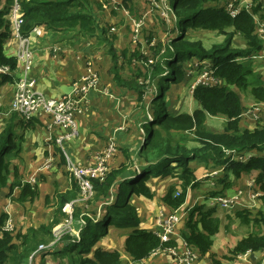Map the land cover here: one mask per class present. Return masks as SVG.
<instances>
[{
  "label": "trees",
  "instance_id": "16d2710c",
  "mask_svg": "<svg viewBox=\"0 0 264 264\" xmlns=\"http://www.w3.org/2000/svg\"><path fill=\"white\" fill-rule=\"evenodd\" d=\"M107 0H17L22 14L23 22L20 32L27 36L34 26H44L52 30L78 29L81 34L95 37L100 44H108V53L111 54L113 66L110 72L115 82L123 87L132 89L138 97V102H143V95L149 84L156 87L152 94V117L142 125L146 132V140L140 144L138 156L148 164L142 167L139 173L131 177L124 176L116 185L122 174L127 172L129 163H122L117 168H112L100 180L92 178L94 196L91 203L101 197H106L108 192L117 186L115 200L106 206L105 219L117 227L132 228L133 231L126 237L124 249L132 261H141L147 258L159 247H175V240L161 241L159 236L147 229L138 228L139 216L135 206L129 203V195L145 196L152 198L153 193L146 181L150 176L172 175L180 169L179 188L170 186L161 202L169 209L175 210L182 206L187 198L188 189L200 185L199 180L189 166L193 160H198L206 166L223 169V174L218 178L222 191L229 190L241 175L257 171L254 185L259 190L258 200L264 207V121L256 119L252 128L240 124L245 107L238 92L233 89L246 91L255 103H264V83L255 76L250 66L237 60L262 49L264 42L255 31V14L264 19L261 2H255L252 12L241 11L236 16L229 15L218 5L220 0H171V9L175 16L174 36L167 37L162 43H153L156 34L151 32L146 42L153 51V58H148L138 50H134L128 57V63L136 59L145 65V71L136 72L132 79L123 78L117 69L118 55L113 46L115 34L110 32L113 26L101 25L99 16L94 10L105 7ZM14 0H4L0 8V65L9 66L15 70L16 57L5 53L7 39L11 35L8 13ZM131 9V7H129ZM215 31L224 36L222 42L214 43L206 48L201 40H191L186 36V27ZM238 34L244 41V47L233 44V37ZM121 54L126 57V50ZM208 61L211 76L221 83H200L195 85L192 97L198 102L199 107L190 113L172 114L168 110L165 92L171 84L182 83L185 78L184 63L191 58ZM137 77H142L139 81ZM13 76L5 74L0 80V86L11 83ZM144 81H147L144 82ZM222 116L225 123L222 131L216 132L206 126L208 117ZM38 119L31 117L22 119L17 113L12 112L4 127L0 129V195L2 189L9 187L8 195L15 186H21L18 202L34 201L38 196L36 184L30 182H10L13 175L17 180V170L12 159L21 152L22 132L18 133L16 125L32 129L37 125ZM190 134L192 135L190 137ZM192 141L193 144H189ZM245 152H255L244 158ZM130 159L129 154H126ZM175 165H172V163ZM71 180L70 189L61 192L55 189L54 198L58 215L67 217L64 207L78 197L79 189ZM131 186L129 185L130 182ZM254 186V187H255ZM222 194L220 190L206 193V197ZM125 195L126 200L123 199ZM227 195V194H223ZM49 198H46L48 201ZM75 207V206H74ZM216 206L206 207L204 203H195L187 209L185 230L181 232L184 242L196 250L198 255L209 253L214 264H221L216 256L210 253L213 236L220 229V218L216 214ZM225 209V208H224ZM240 222L249 224L254 221L264 224V214L258 212L254 218L251 208L234 206L231 209ZM253 216V217H251ZM56 218V217H55ZM58 219V218H57ZM54 219L49 224H40L29 227L25 233L20 231L4 230L8 214L0 213V264H29L31 257L38 251H46L54 255H64L69 261L78 264H120V254L116 250H105L100 247L92 249L100 235L102 222H95L94 217L73 208L71 215V230H65L62 236L49 248L38 250L40 244H48L54 239L53 228L57 224ZM75 231L78 234L75 235ZM63 244L60 250L57 244ZM264 250V230L250 231L242 236L229 250L223 259L231 260L237 255L246 252ZM89 254H91L89 256ZM77 255V256H75Z\"/></svg>",
  "mask_w": 264,
  "mask_h": 264
},
{
  "label": "crops",
  "instance_id": "0c3cea01",
  "mask_svg": "<svg viewBox=\"0 0 264 264\" xmlns=\"http://www.w3.org/2000/svg\"><path fill=\"white\" fill-rule=\"evenodd\" d=\"M94 1H98V0H94ZM170 6H171V0H170ZM129 7H131V9ZM119 8H120V4H118V9ZM135 8L136 7H133V5L130 3H123L122 5V11L126 16L129 17V24L131 26L136 24L137 21H140V18L136 16ZM94 10L99 16L98 18L101 21L100 24L108 26L107 25L108 23L102 19L101 13L103 12L107 14V11L109 12L113 11L109 3L106 2L105 7L101 11L98 10L94 5ZM130 15H132L134 18L131 17ZM113 27L115 29L113 32L115 34L113 45L116 46L118 42H121V40L125 39V36L123 37V34H121V32L118 30V28L115 25ZM39 28L41 30L40 36L37 39L30 38V42L34 45L33 65L30 71V75L34 76V78L36 79L37 81L36 89L38 91L48 96L61 95L62 94L61 86H72V83L74 81L80 79L87 73L88 62L92 64V70L98 76L97 89L91 90L89 94L86 96V100L84 102V112H82L76 118L78 133L72 140H70L65 145L66 154L59 147L55 146L51 142L48 143L47 145H43L41 143L36 144L34 147H32L31 152L25 153V155H23L22 157H19V155L16 157V158L19 157L18 163H22V166L26 168L29 167L28 169H31V174L28 176L29 182L33 184L36 183L37 188L39 187V183H40L39 182L40 179L36 180L35 177L37 173L38 174L44 173L40 177L46 178V180H51L52 184L50 183L48 188L42 187L40 183V187L38 188V193L41 188L42 189L44 188L47 191L49 190L51 192L49 194L51 195L49 200L51 201L50 208L53 212L50 213V215L52 217L58 218L59 222H57V224L55 225L57 227V226H61L60 224H62L64 220L66 222L68 219V215H66L67 217L65 218V214L64 215L55 214L56 205L54 203L55 201L53 200L56 187L61 192H65L71 187V180L69 178V174L66 170V165H65L66 155L72 160H76L83 165H91L94 163L95 155L105 150L109 142L113 141L115 143V151L108 160L109 170L112 168H117L122 163L123 164L129 163L127 172L120 176L116 185L119 183V181H121V179L124 178V176H126L127 178L131 177L135 173H139L142 167L148 164L142 157L138 156V151L140 144L146 140V132L144 131L142 125L145 124L147 120L152 117V108H151L152 98L149 100L143 99V102L140 105V103L138 102L137 94L132 89H128L127 87L120 86L115 82V80L113 79V74L110 72L113 66V63L110 60V55L104 50L105 46L103 44L98 43L95 37H90L81 34L78 31V29L52 30L44 26H39ZM15 42L16 40L12 38V36L10 35L4 47L5 53L7 55H11L10 53L13 51V49L16 48ZM127 49L128 48H124L123 50L127 51ZM237 60L241 62L249 61L243 59V57H238ZM262 60H256L253 62H257V61L262 62ZM205 61H200L195 57L186 61L184 63L185 78L187 73H193L194 69L197 68L198 65L202 66L203 63H205ZM207 65L210 64L208 63ZM121 76L125 79H128L127 78L128 76L126 74H122ZM185 78L183 82H185ZM182 83L171 84V85H180ZM5 89H6L5 84L1 85L0 94ZM8 95L9 97H11L10 93ZM192 100L199 107L198 102L195 101L193 97ZM166 101L169 102L168 100ZM255 104L259 105V103H255ZM195 109L188 111L187 113L191 114ZM168 110L172 114L176 113L175 110L170 109V104H168ZM242 118L240 121L241 126L248 128H252L254 126V122H252L251 125L242 124ZM37 119H38L37 125L32 129H29L31 132L35 128L36 130H38L39 127H44L47 129L45 135L48 136L50 133H53L52 130L51 131L48 130V126L46 123H48L49 120L47 116H43L41 119L40 118ZM261 120L262 122L264 121V119ZM191 136L192 135L190 134V137ZM44 140L46 139L44 138ZM189 144L192 145L193 142L190 141ZM126 154H129L130 159L127 158ZM250 154L251 155L255 154V152H250ZM262 154H264V152ZM172 165H175V163L173 162ZM189 166L193 168H197L199 171H201V173L203 172L202 170H205L206 168H209L211 170L214 169L215 173L208 174V176H206L207 177L206 180L209 178L215 180V182L219 184L218 178L220 176L218 175L223 174V169L221 167L212 168L213 167L212 164L206 166L204 163H201L198 160L191 161L189 163ZM50 168L54 170L58 169V171L50 172L49 170ZM16 170H17V178H20L19 169L17 168V166H16ZM178 173H180V169H177V171L174 172L172 175L150 176L146 181V184L153 193L152 198H147L142 195L140 196H136L134 194L129 195L128 197L129 203L135 206L137 210V214L139 216L140 221L138 228L151 230L155 233L157 232L158 228L155 223V217L157 216L159 209L161 208V210L162 209L171 210L161 202L160 198L162 195H164V193L167 191V189L170 186L172 185H176V187L179 186L180 179L178 177ZM255 173L257 174V171H255ZM246 175L248 174L241 175L239 179L243 180V178ZM14 178L16 177L13 176V180ZM14 181L23 183L21 180L20 181L14 180ZM116 185L112 187V189L108 192L106 197H101L87 204L85 203L83 204V202H76L74 204L75 207L73 206V208L75 209L79 208L81 209V211L91 214L94 217L95 222H99V221L102 222L99 228L100 235L96 239L92 249L100 247L105 250L118 251L121 260L120 264L170 263L171 257L163 253L149 255L147 258L141 261H132L131 257L124 249V244L126 237L133 231V229L111 225L108 222L106 223V219H105L106 206L109 203H112L116 197L115 196L117 192ZM5 188H8L9 191L8 186ZM16 188H19V193L16 194L14 197L13 191ZM21 190H22L21 186L19 185L15 186L11 193V196H9L8 194L7 196L11 197L12 200L16 201V198L20 195ZM213 190H217V189H213ZM190 191L192 192V189H188L187 195H189ZM223 192H225V190L222 191L221 193ZM213 197L214 196L206 197L204 193L202 196L195 197L196 198L195 201L197 203L199 198L202 199L200 203H207L208 201L210 202V199ZM187 200L188 198H186L184 204H186ZM27 202H31V201H25L23 203H27ZM217 205H218L217 206L218 209H216L217 210L216 214L220 218V229L218 233H216L213 236V244L211 246L210 253L214 254L216 258L220 260L221 264H260L262 251L246 252L244 254L233 257L231 260L220 258L221 255L223 256L228 255L229 250L232 249L235 246L236 242L242 236L246 235L248 232L250 231L256 232V231L264 230V224L263 223L257 224L254 221H251L249 224H243L240 222V219L232 213V211H226L224 208L222 207L220 208L219 204ZM65 207H64V213H65ZM189 207L190 206H187V208H185V210L182 211V216L178 220L175 226V232L172 236V239L175 240L176 247L179 251H181L185 247L184 240L181 238V232L185 230V219L187 217V209ZM253 216L255 218V216L257 215L254 214ZM225 217L227 218V220L224 222ZM40 224L34 225V227H37ZM28 228H26V230ZM26 230L20 232L25 233ZM62 246L63 244L59 243L57 244L56 249L60 250ZM90 255L91 254H89V256ZM48 256H51L52 259L53 258L57 259L58 260L57 264H60L62 258L58 259L57 256L62 257L64 255L62 256L54 255L46 252L45 250L38 251L35 252V254L31 257V262H29V264H49L46 260L52 261V259H48ZM72 264H78V262L75 261L74 263L72 262ZM193 264H214V263L210 259L208 253L205 255H199L193 261Z\"/></svg>",
  "mask_w": 264,
  "mask_h": 264
},
{
  "label": "rangeland",
  "instance_id": "374dc122",
  "mask_svg": "<svg viewBox=\"0 0 264 264\" xmlns=\"http://www.w3.org/2000/svg\"><path fill=\"white\" fill-rule=\"evenodd\" d=\"M94 1V0H92ZM257 2L262 3L263 11H264V0H256ZM118 4H120V8L118 9V5H115L112 7V12L107 11V14L101 13V17L104 21H106L108 26L115 25L118 30L123 34V37L125 36L124 40H121V42H118L116 46H114V50L116 54L118 55V65L117 69L119 74H126L129 79H132L136 77L137 70L140 72L145 71V65H143L141 62L137 61L136 59H132L131 63H128V57L132 58L131 53L134 50H138L139 52L147 56L148 58H153V51L150 50L149 45L146 42V38L149 36L151 32H154L156 34V37H154L153 43H162L167 37L174 36L176 34L175 32V16L173 15L171 6H170V0H118ZM123 3H130L133 5V7H136V16L140 18L141 25L138 28V32L136 31V24L130 25L129 24V17L126 16L122 11V5ZM133 17L132 15H130ZM255 17L258 16V19H261L258 14L254 15ZM134 18V17H133ZM256 27V25H255ZM114 28V27H113ZM115 30V29H114ZM111 32V31H110ZM114 32V31H113ZM112 32V33H113ZM186 36L189 37L191 40H201L203 45L206 48H209L214 43L222 42L224 39V36L221 34L216 33L215 31H209V30H203L199 28H193V27H186ZM114 44V42H113ZM233 44L237 47H244V41L241 38L240 35L236 34L233 37ZM105 46V51L108 53L109 45L103 44ZM124 48H128L126 51V57H124L121 54V51H123ZM109 54V53H108ZM110 55V60L113 63L112 56ZM207 61L203 63L202 66H199L194 69L193 73H187L185 82H183L180 85H170L169 89L166 92L165 99L168 100V104H170V109L175 110V114L178 113H186L188 111H191L195 108H197V104L192 100V84L197 81L198 84H200L202 81H199L200 76L208 70L209 65H207ZM245 65H248L252 68L253 73L256 77L259 78V80L264 83V60L253 62L251 60L245 61ZM191 66V65H190ZM92 67V64H91ZM121 67V68H120ZM185 69V67H184ZM189 69V68H188ZM139 81L142 80V77H137ZM147 83V81H144ZM197 85V84H196ZM149 87L146 88V92L143 95V99H151L152 94L155 93L156 87L154 85H148ZM5 90H3L0 94V129L5 126L6 121L8 120V117L12 113L9 109V102L11 96L13 87L11 84L6 83L5 84ZM235 89L245 107L244 114L242 115V124H248L251 125L252 122H254L256 119H264V103L259 105L255 104L253 102V99L251 100V95L249 92V88L246 91H241L239 89H236L235 87H232ZM248 122V123H246ZM225 123V118L222 116H212L208 117L206 121V126L208 129L219 132L222 131ZM17 132H22V138H21V152L19 153V157H22L25 155V153L31 152L32 147H34L36 144H43L47 145L48 143H51L50 140H44L46 139L47 135H45V132H47V129L44 127H39L38 130L36 128L31 132L28 128H22L19 124V128L16 125ZM250 154L245 152L244 158H248ZM18 158L12 159L13 165L16 169H19L20 178H17L18 181H28V176L31 174V169H28L27 167L22 166V163H18ZM25 161V159H24ZM30 164V163H29ZM24 167V168H23ZM193 172L196 176V179L199 180L200 185L196 187L195 189H192V192L190 191L189 195H187L188 200L186 204L182 206V210H185L187 206H191L194 203H196L197 196H202L204 193H208L212 191L213 189L220 190L222 192V186L221 184H217L215 180L207 179L206 176L208 174H214V169L206 168L205 170H202L203 172L199 171L197 168H193ZM50 172H57L58 169L54 170L52 168L49 169ZM177 171V170H175ZM199 171V172H198ZM44 174V173H42ZM42 174H36V180L40 179V183L42 187L48 188L51 180H46V178L40 177ZM255 171L251 174L246 175L243 180H237L235 183H233L229 190H225L222 194H230L233 195L237 192H241L244 204L251 205L254 204V207H251V211L253 214L257 215V213L260 211L264 214V207L261 205L260 201L258 200L254 201L252 200V188H255L253 186V181L255 178ZM46 176V175H44ZM218 176H221L219 174ZM16 178H14L15 180ZM44 179V180H43ZM13 181V176L10 177V182ZM133 180L130 182V186ZM214 184H213V183ZM39 183V187H40ZM36 184V183H34ZM52 186V185H51ZM38 187V188H39ZM212 188V189H211ZM42 189V188H41ZM39 191V194L37 198L34 199L32 202L27 203H19L15 200H12L11 197L7 196L8 188H4L3 192L1 194L0 198V213L1 212H7L8 213V220L10 221L11 230L15 233L17 231L23 232L26 230V228L38 225L40 223L42 224H49L54 219H57L55 217H52L50 213L53 211L51 210V201H46V197L50 198L51 195H49L51 192L46 189H42ZM194 190V191H193ZM216 191V190H215ZM14 197L16 194L19 193V188H16L14 191ZM41 192V193H40ZM124 200H126L125 195L122 196ZM202 199L198 198L197 203H200ZM85 201L83 202V204ZM88 203V202H87ZM85 203V204H87ZM206 207L216 206L217 204L207 202L204 203ZM221 208V206H219ZM218 209V208H217ZM55 211V209H54ZM161 211V208L159 209ZM217 212V211H216ZM58 215V213H55ZM221 214V213H220ZM55 216V215H54ZM233 216V215H231ZM227 220L225 217L224 222ZM57 222L59 220L57 219ZM65 220L60 224L62 227H65ZM231 224V223H230ZM56 227V226H55ZM54 227V228H55ZM58 227V226H57ZM6 228H9L8 225H6ZM54 230V229H53ZM238 230V229H236ZM228 237V236H227ZM228 253V252H227ZM229 254V253H228ZM223 255L220 256L221 259ZM58 259L62 258V261L60 264H72L71 261L65 256H57ZM48 259H52L51 256H48ZM49 264H57V259L46 260Z\"/></svg>",
  "mask_w": 264,
  "mask_h": 264
},
{
  "label": "built area",
  "instance_id": "2783aa9c",
  "mask_svg": "<svg viewBox=\"0 0 264 264\" xmlns=\"http://www.w3.org/2000/svg\"><path fill=\"white\" fill-rule=\"evenodd\" d=\"M110 6L118 5V0H107ZM256 0H220L218 5L223 6L224 10L231 16L238 15L241 11L245 10L252 12V7L255 5ZM4 0H0V8L4 6ZM256 27L255 31L264 42V19H258L255 17ZM8 19L10 22L11 36L16 40V48L10 53L16 57L17 66L15 70H10L7 65H0V80L5 74H11L13 79L11 81L13 90L10 97L9 109L12 112L17 113L22 119L26 120L31 117L42 118L47 116L49 122L46 123L50 133L46 140H50L55 146L59 147L66 154L65 145L72 140L78 133L76 118L82 112H84V102L86 96L91 90L98 87V76L92 70L91 63L88 62L87 73L80 79L72 83V90L68 94L62 93L59 96H48L36 89L37 81L34 76L30 75V71L33 65V44L30 42V38L37 39L41 30L39 26H34L27 36H24L20 32V26L23 22L22 14L20 11L17 0H14L10 6L8 13ZM141 22H136V31L140 27ZM110 31L113 32L114 28L111 27ZM245 60H262L264 59V45L259 51L243 57ZM210 66V65H209ZM212 70L208 67L199 78L201 83H221L218 79L211 76ZM198 84L197 81L192 84V89ZM115 151V143L110 141L108 146L102 152L95 155L94 163L91 165H83L76 160H72L66 155V170L69 174V178L76 183L79 194L78 197L66 204L65 211L68 215L65 227L58 226L53 230L54 239L48 244H40L38 250L48 248L52 246L63 234L65 230H71V215L72 209L76 202H84L92 200L94 196V189L91 182L92 178H98L102 180L109 171L108 160ZM250 154V152H247ZM244 155V154H243ZM251 155V154H250ZM249 155V156H250ZM248 156V157H249ZM253 186L254 183H253ZM179 188V187H177ZM251 198L254 201L258 200L259 190L257 187L252 188ZM210 202L219 204L222 208L231 209L236 205L243 207H254L244 204V199L241 192H237L233 195H217L210 199ZM183 206V205H182ZM182 206L175 210L162 209L155 217V223L157 225L156 234L161 241H168L172 239L175 232V226L182 216ZM6 225L9 228H6ZM4 230H11L10 221H7L4 225ZM75 235L78 231L74 232ZM184 248L179 251L177 247H159L155 249L150 255L159 253L167 254L171 257L168 264H193V261L199 256L195 249L188 246L184 242ZM260 264H264V250L260 259Z\"/></svg>",
  "mask_w": 264,
  "mask_h": 264
},
{
  "label": "water",
  "instance_id": "95a60500",
  "mask_svg": "<svg viewBox=\"0 0 264 264\" xmlns=\"http://www.w3.org/2000/svg\"><path fill=\"white\" fill-rule=\"evenodd\" d=\"M62 93L68 94L72 90V86H61Z\"/></svg>",
  "mask_w": 264,
  "mask_h": 264
}]
</instances>
